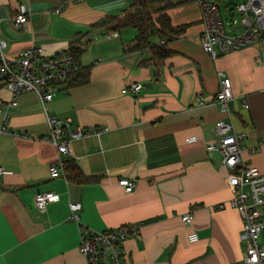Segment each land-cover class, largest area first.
Wrapping results in <instances>:
<instances>
[{
    "label": "crops",
    "instance_id": "0c3cea01",
    "mask_svg": "<svg viewBox=\"0 0 264 264\" xmlns=\"http://www.w3.org/2000/svg\"><path fill=\"white\" fill-rule=\"evenodd\" d=\"M188 3L175 15V8L169 11L174 26L189 25L167 43L170 56L156 61L152 52L134 48L137 29L102 25L131 0H0L8 58L34 46L48 54L76 47L90 73L83 85L66 82L45 107L31 91L8 107L12 94L0 86V166L12 172L0 176V264H87L83 233L131 224L140 230L124 243L126 264H230L245 256L240 213L219 207L233 198L235 178L209 146L218 140L216 123L231 122L250 132L252 144L247 136L243 145L251 164L264 171V142L257 143L264 140V58L250 46L213 60L201 45V9L193 2L197 11L186 14ZM23 8L28 22L16 27ZM221 73L232 80L233 110H222L216 99ZM137 82L143 87L133 93L129 86ZM242 101L249 112L237 125L233 111ZM48 117L70 119L73 129L110 130L74 140L71 153L59 154L46 138ZM58 160L66 168L74 161L91 180L52 177ZM122 178L135 182L133 191L119 183ZM44 192L60 199L40 212L35 196ZM71 203L82 206L79 220ZM191 209L187 225L181 216ZM193 232L199 240L192 243Z\"/></svg>",
    "mask_w": 264,
    "mask_h": 264
},
{
    "label": "built area",
    "instance_id": "2783aa9c",
    "mask_svg": "<svg viewBox=\"0 0 264 264\" xmlns=\"http://www.w3.org/2000/svg\"><path fill=\"white\" fill-rule=\"evenodd\" d=\"M174 1H192L199 5L204 27L201 45L213 60H217L220 55L250 46L259 48L263 46L264 0H244L235 4L231 10L226 8L225 11L232 17V22L228 21L227 24L229 27L235 25V31L226 28L217 4L218 0ZM236 15L240 16V20ZM27 22V11L23 8L21 14L14 18V24L19 27ZM6 47V41L0 39V86L6 87L12 94V99L7 102L8 107L17 106V98L23 91L35 92L45 107L71 76L81 69V65L69 51L48 54L42 47L34 46L22 50L16 58L10 59L4 53ZM259 62L264 65V60L259 59ZM142 87L143 84L137 82L131 84L129 89L133 93H138ZM123 92H127V89ZM216 99L224 111L229 110V102L234 99L232 80L224 73H221L220 91ZM242 104L248 108L246 101H242ZM3 113L7 118L8 113L4 111ZM48 123L50 134L46 138L59 154L71 153L74 140L94 135L101 136L110 130L109 127L73 129L70 119L61 121L55 117H48ZM215 128L218 140L209 146V150L221 154L223 165L231 170L235 178L233 198L219 207L229 206L238 210L243 220L241 239L246 243L245 256L230 264H264V244L261 243L264 234V171L245 159V153L250 150L243 145L248 136L245 132H237L234 125L226 121L217 122ZM260 148L261 144L251 151L255 152ZM64 167V161L54 162L50 169L51 176L56 178L64 175ZM9 174L12 172L0 166V176ZM119 183L127 192L133 191L135 187V182L129 178H122ZM59 199L60 197L53 192L38 193L35 196V207L44 212L49 204ZM81 208V204H70L75 220L80 219ZM193 218L192 209L181 216L182 222L187 225L192 223ZM139 230V224H131L101 232L83 233L80 251L86 257L87 264H126L124 243L130 237H137ZM188 240L192 243L197 242L199 236L196 232L190 233Z\"/></svg>",
    "mask_w": 264,
    "mask_h": 264
},
{
    "label": "trees",
    "instance_id": "16d2710c",
    "mask_svg": "<svg viewBox=\"0 0 264 264\" xmlns=\"http://www.w3.org/2000/svg\"><path fill=\"white\" fill-rule=\"evenodd\" d=\"M186 2H176L174 0H131L129 8L123 14L109 17L102 22V25H106L108 28L112 26V28L117 30L125 27L137 29V45L134 48L148 50L152 52L154 60L161 61L171 54V50L167 48V43L184 33L189 25L174 26L169 11ZM70 50L69 52L78 62V58H80L79 54L82 50H78L76 47H72ZM89 79L90 73L88 68L81 67L78 72L71 76L70 84L72 86L83 85ZM64 169V175L69 180L77 178L84 183L91 180L83 175L74 161H70L69 166ZM71 169L76 170L73 176L70 173Z\"/></svg>",
    "mask_w": 264,
    "mask_h": 264
},
{
    "label": "rangeland",
    "instance_id": "374dc122",
    "mask_svg": "<svg viewBox=\"0 0 264 264\" xmlns=\"http://www.w3.org/2000/svg\"><path fill=\"white\" fill-rule=\"evenodd\" d=\"M126 1L128 2V4H130V0H126ZM243 1L244 0H224V1L218 0L217 1V4H218V6H219V8L221 10V13H222V18H223V21L225 23V26H226L227 29H231V31L232 30L235 31V25H232V26L229 27V25L227 24L228 21L232 22V17L230 15V13H227L225 10H226V8H228L229 10H231L234 7L235 4L240 3V2H243ZM194 4L195 3H193V2L187 4V6H186V14H188V13H195L197 11L196 10L197 7ZM181 7H182V5L175 7V10H171L170 11L171 15H173V14L175 15L177 13L176 11L177 10H180ZM176 8H178V9H176ZM236 18L238 20H240V16L239 15H236ZM173 20L175 21V19H173ZM239 32H240V28H239ZM262 43H263V46L259 49V52H262V56L264 58V41H262ZM248 109L249 108H246V107L242 106V104L240 102H237L236 109L233 111V119H234V122L237 125H242L241 116L243 117V120H245L244 113L245 112H249ZM236 131L237 132H245L248 135V140H246L245 143L246 144H249V145L252 144V142H251V139L252 138H251L250 132H248L246 130L245 131H241V130H237V129H236ZM261 142H264V140L261 139V138H259L257 143H261ZM249 153H250L249 151H247L245 153V159H246V161L248 163L251 164L254 161V158L252 156H250ZM261 160L264 163V158H261ZM261 243L264 244V234L262 235Z\"/></svg>",
    "mask_w": 264,
    "mask_h": 264
},
{
    "label": "water",
    "instance_id": "95a60500",
    "mask_svg": "<svg viewBox=\"0 0 264 264\" xmlns=\"http://www.w3.org/2000/svg\"><path fill=\"white\" fill-rule=\"evenodd\" d=\"M229 108H230V110L234 109V101L233 100L229 102Z\"/></svg>",
    "mask_w": 264,
    "mask_h": 264
}]
</instances>
